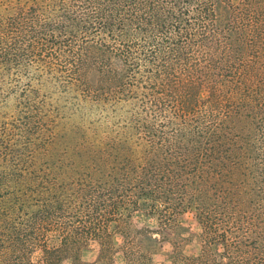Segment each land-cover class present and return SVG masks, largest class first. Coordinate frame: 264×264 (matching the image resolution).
I'll return each instance as SVG.
<instances>
[{
    "label": "trees",
    "instance_id": "1",
    "mask_svg": "<svg viewBox=\"0 0 264 264\" xmlns=\"http://www.w3.org/2000/svg\"><path fill=\"white\" fill-rule=\"evenodd\" d=\"M138 211L193 212L170 264H264V0H0V264H94Z\"/></svg>",
    "mask_w": 264,
    "mask_h": 264
},
{
    "label": "rangeland",
    "instance_id": "2",
    "mask_svg": "<svg viewBox=\"0 0 264 264\" xmlns=\"http://www.w3.org/2000/svg\"><path fill=\"white\" fill-rule=\"evenodd\" d=\"M182 96L188 103L193 99V92L189 88L184 89ZM204 96L203 92L199 95L201 98ZM115 227L116 224H112L109 228L113 234L112 243L101 258H98L100 244L97 240H89L80 252L82 261L94 264H170L174 242L179 244L178 249L186 256L197 255L200 251V227L192 211L177 216L168 240L157 234H144L145 229H155L157 221L142 211L134 212L120 228ZM129 248L133 249L135 261L125 257L124 252ZM40 254L37 251L33 255L36 264H39ZM63 264H72V261L66 259Z\"/></svg>",
    "mask_w": 264,
    "mask_h": 264
}]
</instances>
